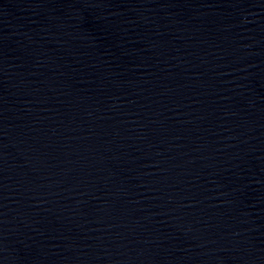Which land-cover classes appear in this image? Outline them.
<instances>
[{
  "label": "water",
  "instance_id": "95a60500",
  "mask_svg": "<svg viewBox=\"0 0 264 264\" xmlns=\"http://www.w3.org/2000/svg\"><path fill=\"white\" fill-rule=\"evenodd\" d=\"M0 264H264V0H0Z\"/></svg>",
  "mask_w": 264,
  "mask_h": 264
}]
</instances>
